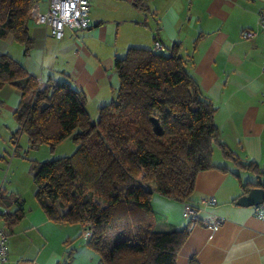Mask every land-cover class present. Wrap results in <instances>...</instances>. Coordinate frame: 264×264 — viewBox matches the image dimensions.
<instances>
[{"label":"trees","instance_id":"1","mask_svg":"<svg viewBox=\"0 0 264 264\" xmlns=\"http://www.w3.org/2000/svg\"><path fill=\"white\" fill-rule=\"evenodd\" d=\"M34 1L0 0V38L11 35L26 53L32 43L27 17ZM145 1L133 4L146 10ZM179 50V43L168 50L129 46L115 57L118 86L98 108L96 121L85 109L82 92L66 83L38 87L37 78L18 61L0 55V87L11 83L22 93L12 114L17 123L13 143L25 133L30 147L54 146L69 137L77 144L70 155L33 161L30 170L35 197L50 219L89 226L86 245L98 254L99 264H176L188 231L154 229L151 196L157 192L187 201L196 174L214 167L215 144L223 156L264 176V168L240 162L219 141L216 107L188 69L191 54ZM253 184L262 182L241 184L243 192ZM1 192L2 219L11 226L21 212H9ZM71 255L69 251L68 263Z\"/></svg>","mask_w":264,"mask_h":264},{"label":"crops","instance_id":"2","mask_svg":"<svg viewBox=\"0 0 264 264\" xmlns=\"http://www.w3.org/2000/svg\"><path fill=\"white\" fill-rule=\"evenodd\" d=\"M145 3L146 10L133 8L134 18L123 19L130 23L128 29L136 32L133 36L126 33L125 24L120 31L119 27L109 28L95 17L88 29L66 28L64 36L57 39L36 21L37 13L45 10L46 4L45 0H35L27 17L31 48L26 53L23 44L7 35L0 38V55L8 54L29 74L41 78L44 85L66 83L82 92L91 117L114 96L118 86L115 57L123 56L129 46L153 49L155 39L167 50L179 43L181 55L191 54L189 71L216 107L214 122L219 141L240 162H254L262 170L264 33L258 29V17L264 11V0H146ZM245 28L257 32L245 39L241 36ZM21 98V91L11 83L0 87V128L11 134L17 128L12 114ZM4 116L12 119L13 124L3 123ZM212 163L214 167L196 174L194 191L187 201L201 209L200 218L216 215L223 222L216 227L198 224L187 230L176 264H189L190 260L195 264H264V218L253 213V205L235 202L246 193L241 184L264 182V176L223 156L216 144ZM211 196L216 203L205 206L202 200ZM150 205L154 229L187 226L181 212L182 201L154 192ZM19 209L21 217L11 226L1 221L8 233L4 264H99L97 253L81 235L82 225L54 221L39 204L28 208L21 205ZM69 251L72 255L68 263Z\"/></svg>","mask_w":264,"mask_h":264},{"label":"rangeland","instance_id":"3","mask_svg":"<svg viewBox=\"0 0 264 264\" xmlns=\"http://www.w3.org/2000/svg\"><path fill=\"white\" fill-rule=\"evenodd\" d=\"M133 8L140 11V8L136 7L132 0H89V17L92 21L95 17H99L108 24L109 28L119 27L120 31L123 24H125L126 33L129 32L128 35L133 36L136 32H133L134 29L132 28L128 29L130 23L123 20L126 17L134 18L135 15L131 13L134 10ZM91 117L96 121L98 113H93ZM13 122L12 119L4 116L3 123L12 125ZM10 129H13L12 126ZM10 136L11 133L8 130L0 128L1 195L8 200L9 212L14 213L20 205L28 208L38 204L35 197V184L30 170L32 162L47 161L70 155L76 149L77 144L69 137L54 146L41 143L30 147L25 133L19 134L16 144L13 143ZM16 145H18L17 148ZM181 212L183 214V206Z\"/></svg>","mask_w":264,"mask_h":264},{"label":"built area","instance_id":"4","mask_svg":"<svg viewBox=\"0 0 264 264\" xmlns=\"http://www.w3.org/2000/svg\"><path fill=\"white\" fill-rule=\"evenodd\" d=\"M45 10L37 13L36 21L48 28L49 34L57 39L64 36L66 28H73L78 30L88 29L91 25L89 17V0H45ZM258 29L264 33V11L260 12L258 17ZM256 30L245 28L241 32V36L245 39L252 38L256 34ZM154 50H163L162 43L155 39L153 42ZM38 87L44 85L41 78L37 79ZM202 203L206 205H213L216 200L213 196L204 198ZM183 213L187 219V230H191L198 224L205 226H218L223 222V219L214 215L212 218H200V208L192 205L188 201H182ZM6 213V209L0 206V264L7 261V243L8 233L1 224L2 216ZM253 213L264 218V202L253 206ZM81 235L84 238L91 236L89 226L83 225Z\"/></svg>","mask_w":264,"mask_h":264},{"label":"water","instance_id":"5","mask_svg":"<svg viewBox=\"0 0 264 264\" xmlns=\"http://www.w3.org/2000/svg\"><path fill=\"white\" fill-rule=\"evenodd\" d=\"M153 124L157 132H160V125L156 118H153ZM255 183V182H250ZM264 182L262 185L253 184L246 193L241 194L236 198L235 202L239 205L250 206L264 202Z\"/></svg>","mask_w":264,"mask_h":264}]
</instances>
